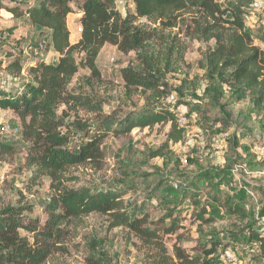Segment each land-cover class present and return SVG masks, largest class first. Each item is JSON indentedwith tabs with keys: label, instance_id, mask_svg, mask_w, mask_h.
<instances>
[{
	"label": "rangeland",
	"instance_id": "obj_1",
	"mask_svg": "<svg viewBox=\"0 0 264 264\" xmlns=\"http://www.w3.org/2000/svg\"><path fill=\"white\" fill-rule=\"evenodd\" d=\"M84 1L73 3L74 12L68 17L73 44L82 37L77 29L83 18L80 5ZM242 1L249 11L248 29L264 49V8L256 11L251 8L252 0ZM40 2L4 0L6 8L21 9L18 17L7 9L0 12V91L8 97H15L33 83L29 75L32 65L38 61L56 64L59 60L50 46L48 33L32 26L24 13ZM116 6L123 17L135 13L133 0H116ZM189 22L185 16L179 21V28L172 32L180 34L178 44L184 53L180 59H173L171 72L165 76L172 92L161 99L141 89L130 92L126 88L122 70L129 65L140 68L135 52L126 55L107 44L96 60L100 77L92 75L82 52L75 53L79 71L67 93L101 104L103 113L98 116L74 102L59 107L63 122L59 132L70 136L72 150L87 142L96 125L104 119L124 121L136 113L149 109L161 111L160 107H164L174 110L176 119L185 117L186 121L178 122L179 129L183 130L178 141L170 138L171 123L136 128L119 136L110 133L102 145V161L68 169L64 184L75 189H113L119 193L131 215H148V227L159 231L170 255L175 244L187 249L193 257L202 258L214 247L216 254L211 258L218 264H256L258 245L249 243V235L264 209V113L263 122L245 125L250 118L246 102L226 104L221 110L205 97L208 82L206 71L199 63L215 43L184 38ZM16 59L22 65L21 72L8 70ZM186 76L188 90L181 97L175 89ZM193 93L197 96H192ZM226 98L220 105L227 103ZM222 111L231 114V127L225 130L219 123L224 119ZM3 126L7 127L5 132H2ZM235 143L238 145L234 148ZM6 145L12 148V153H2L0 149V210L29 207L32 210L25 215L43 225L49 217L47 207L56 195L51 188L52 180L36 175L34 156L30 153L32 143L23 134L21 119L13 110L1 109L0 146ZM212 170L218 174L212 178V185L210 181L201 186L198 183L202 193L184 194L188 181L196 179L202 171ZM194 195H200L196 202L192 200ZM213 195L219 201H214ZM227 200L241 205L246 217L230 214L224 207ZM172 223L174 230L168 233ZM261 226L263 223L258 225L260 230ZM62 228L63 238L55 244L46 264H151L150 249L127 229L111 228L107 216L91 214L71 219ZM20 233L33 242L30 234ZM226 252L235 256L237 262L225 260Z\"/></svg>",
	"mask_w": 264,
	"mask_h": 264
},
{
	"label": "trees",
	"instance_id": "obj_2",
	"mask_svg": "<svg viewBox=\"0 0 264 264\" xmlns=\"http://www.w3.org/2000/svg\"><path fill=\"white\" fill-rule=\"evenodd\" d=\"M76 1L41 0L38 6L24 10L32 26L48 33L50 46L59 55V60L56 64L38 61L32 65L29 75L33 83L15 97H8L0 91V110L10 109L17 114L25 138L32 143L30 153L34 156L32 164L37 168L36 175L50 177L51 188L56 192L47 207L49 217L43 225L25 215L31 212L29 207L0 210V264H46L55 244L63 238L62 226L71 219L91 214L107 216L111 228L127 229L138 238L150 249L151 264H218L211 258L216 254L214 247L202 258L193 257L187 249L175 244L173 255H170L159 231L148 227V215H131L124 199L113 189L93 191L88 187L75 189L64 184L68 169L102 161V145L110 133L119 136L136 128L171 123L170 138L180 140L183 130L179 129L174 110L160 107L161 111L149 109L124 121L104 119L96 125L90 139L76 146V150L70 148L73 143L70 136L59 132L63 122L58 110L63 104L68 106L74 102L98 116L103 113L101 104L69 95L67 89L79 71L75 53L82 52L92 75L100 77L96 60L107 44L116 46L123 54L135 52L137 55L140 68L129 65L122 70L125 86L130 92L141 89L157 99L171 94L172 89L165 76L171 72L173 59H180L184 53L183 47L178 44L180 34L172 32L179 28V21L188 16L190 22L184 38L215 43L202 55L199 63L200 68L206 71L208 82L205 97L221 110L226 104L246 102L250 118L245 125L263 122L264 49L257 45L248 29L246 19L249 11L247 13L242 0H133L135 13L123 17L117 10L116 0H85L80 5L82 37L73 44L68 17L74 12L72 5ZM255 1H260L264 8V0H252L251 4ZM3 9L14 17H18L21 10L18 7L6 8L4 0H0V12ZM143 19L146 22H140ZM153 46L156 48L153 49ZM8 70L21 72L19 59L10 63ZM188 82L186 76L175 89L181 97L188 90ZM192 96L197 95L193 93ZM225 98L227 103L220 105ZM222 112L224 119L219 123L225 130L231 127V114ZM237 145L235 143L233 147ZM1 147L2 153H12L10 146ZM216 172H200L202 174L196 179L193 177L185 184L184 194L202 193L201 184L205 181L211 184L212 178L218 175ZM195 187L199 188L198 191L194 190ZM199 196L194 195L192 200L196 202ZM213 200L219 201L214 195ZM224 207L230 214L246 217V210L231 200H227ZM263 215L264 209L260 217ZM259 222L260 218L249 235V243L259 247L256 264L264 260V234L258 227ZM174 226L172 223L167 232H172ZM20 231L30 234L33 242L29 237L22 236Z\"/></svg>",
	"mask_w": 264,
	"mask_h": 264
},
{
	"label": "built area",
	"instance_id": "obj_3",
	"mask_svg": "<svg viewBox=\"0 0 264 264\" xmlns=\"http://www.w3.org/2000/svg\"><path fill=\"white\" fill-rule=\"evenodd\" d=\"M251 8L252 9H254V10H260V9H262V3L260 2V1H255V2H253L252 4H251ZM78 33L80 34V37H81V35H82V33H83V28H82V26L81 25H79L78 26ZM42 50H44V47H42ZM179 121L181 122V123H183L184 121H186V118L185 117H182V118H180L179 119ZM7 130V127L6 126H3L2 127V132H5ZM174 188H176V189H179V186H178V184H174ZM260 218V224L261 223H263V226H264V215L263 216H261V217H259ZM263 226H261V231H262V233L264 234V229L262 230V228H264ZM258 251H259V247H258ZM256 254V253H255ZM224 258H225V260H227V261H231V262H237V259H236V257L235 256H233L231 253H229V252H226L225 254H224ZM258 264H264V260H261Z\"/></svg>",
	"mask_w": 264,
	"mask_h": 264
},
{
	"label": "crops",
	"instance_id": "obj_4",
	"mask_svg": "<svg viewBox=\"0 0 264 264\" xmlns=\"http://www.w3.org/2000/svg\"><path fill=\"white\" fill-rule=\"evenodd\" d=\"M258 45V44H257ZM259 46V45H258ZM260 47V46H259Z\"/></svg>",
	"mask_w": 264,
	"mask_h": 264
}]
</instances>
